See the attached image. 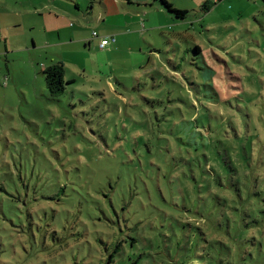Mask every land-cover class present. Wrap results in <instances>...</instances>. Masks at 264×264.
Segmentation results:
<instances>
[{
    "label": "rangeland",
    "instance_id": "obj_1",
    "mask_svg": "<svg viewBox=\"0 0 264 264\" xmlns=\"http://www.w3.org/2000/svg\"><path fill=\"white\" fill-rule=\"evenodd\" d=\"M166 1L0 0V264L263 258V0Z\"/></svg>",
    "mask_w": 264,
    "mask_h": 264
},
{
    "label": "trees",
    "instance_id": "obj_2",
    "mask_svg": "<svg viewBox=\"0 0 264 264\" xmlns=\"http://www.w3.org/2000/svg\"><path fill=\"white\" fill-rule=\"evenodd\" d=\"M152 2L157 3L160 7L165 9V11L167 13L173 15V17L176 18V19H183L186 16V14H187V12L184 11V10H179V9L174 8L166 0H152ZM263 4H264V0H263ZM211 5L212 4L209 1L204 2L203 6H202L203 11L207 12L208 10H210ZM196 51L199 52V49L196 48ZM177 69L178 68H172L171 72L168 71V73H171V75L177 77L176 76V74L178 75ZM43 75H44V82H45V85L47 87V90H48L50 96H52V97H58L64 91V84H70L72 82V81H66L65 82V80H64V67H63V65L61 63L53 64V65L47 67L43 71ZM167 80L169 81V79H167ZM172 82H173L174 85H177L179 87V81L178 80H174L173 79ZM203 98L204 99H208L209 97H207V95L203 94ZM211 102H209V104H208L209 106L212 105L215 108L222 107V109H223L222 112L223 113L226 110H228V106H230V105H224V104L213 105ZM230 109H232L231 106H230ZM207 110H208V113H209L207 115V117L209 119V120H207V122H208V125H209V124H212V120H210V119H212V117H211V111L208 108H207ZM219 114H221V112ZM224 114H230V112L229 113H224ZM226 116H227V120L228 121L224 118V115H220L221 120L218 121V122L216 121V124L220 122L221 125L225 126V124L227 123L229 128H230V133H232L234 135H237L238 132L242 131V129L244 127L242 125H243V123H245V120H243V121L238 120L240 122H237V120H236V118H234L233 114L226 115ZM189 134H192V135H194L196 137H199V139H202L201 134H199V132H197L195 129H189L188 133L184 132V136H186V137L189 136ZM224 138L225 137L221 138L220 140H217V142L218 143H222V140ZM197 143H198V139L195 138V142H193V143H191L189 145H195ZM240 185L242 186L243 184H240ZM254 201H256V199H254ZM256 204L257 203L251 204L252 205V209L253 210H257V211H262V209L257 207ZM259 252L261 253L262 251L259 250ZM220 253H222V255H224V258L228 257L230 259L232 257L231 256L232 255L231 249H229L228 246L224 245L223 248H221ZM262 255H263V258H262L261 255H259L258 257L260 259H257V260H254L251 257L252 262H250L249 264H264V253H262ZM207 264H209V263H207ZM226 264H234V263L227 262Z\"/></svg>",
    "mask_w": 264,
    "mask_h": 264
},
{
    "label": "crops",
    "instance_id": "obj_3",
    "mask_svg": "<svg viewBox=\"0 0 264 264\" xmlns=\"http://www.w3.org/2000/svg\"><path fill=\"white\" fill-rule=\"evenodd\" d=\"M130 5H136L138 8L140 7L141 8V11H143L144 13H146L144 10L145 9H143V8H145V7H149V6H153L154 4V2L153 3H150V2H148V0H126ZM47 14V16H53L54 14H52L51 12H47L46 13ZM54 17H56V16H54ZM51 24V23H50ZM49 24V25H50ZM60 29H63L64 27H60V26H58ZM55 28V27H54ZM50 30V29H49ZM55 32H57V34L59 35V32L58 31H56V30H54ZM113 39L111 40V43H113V44H116V43H118V41H117V39L115 40L114 39V37H112ZM59 39V38H58ZM108 47V45H106L103 49H105V48H107ZM101 49V48H100Z\"/></svg>",
    "mask_w": 264,
    "mask_h": 264
},
{
    "label": "built area",
    "instance_id": "obj_4",
    "mask_svg": "<svg viewBox=\"0 0 264 264\" xmlns=\"http://www.w3.org/2000/svg\"><path fill=\"white\" fill-rule=\"evenodd\" d=\"M92 36L94 38H98V36L94 32H93ZM108 44H109V39L108 38H101L100 39V43H99V47L100 48H104Z\"/></svg>",
    "mask_w": 264,
    "mask_h": 264
}]
</instances>
